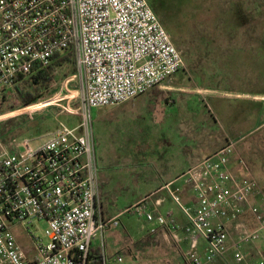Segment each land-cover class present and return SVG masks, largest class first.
<instances>
[{
  "label": "built area",
  "instance_id": "1",
  "mask_svg": "<svg viewBox=\"0 0 264 264\" xmlns=\"http://www.w3.org/2000/svg\"><path fill=\"white\" fill-rule=\"evenodd\" d=\"M66 54L73 55L76 73L58 96L69 95L47 103L66 100L58 105L62 113L81 124H60L37 148L25 140V152L17 141L0 138V264H90L93 242L119 227L121 215L138 217L150 233L163 229L185 241L190 264L226 257L233 233L237 252L264 238V198L255 202L264 196L255 179L233 172L234 142L179 178L196 205L184 204L174 183L165 186L188 220L183 229L173 212L160 211L164 198L153 205L144 200L110 220L103 216L92 110L133 101L184 68L182 52L148 0H0V98ZM247 214L253 228L243 220ZM40 222L46 223L42 237L32 232ZM22 225L30 252L14 234Z\"/></svg>",
  "mask_w": 264,
  "mask_h": 264
},
{
  "label": "rangeland",
  "instance_id": "2",
  "mask_svg": "<svg viewBox=\"0 0 264 264\" xmlns=\"http://www.w3.org/2000/svg\"><path fill=\"white\" fill-rule=\"evenodd\" d=\"M154 1L148 0L149 5L170 34L175 46L182 52L184 68L170 82L161 87L153 88L147 93H156L162 96L163 100L169 98L163 108L175 105L180 111L173 109L171 112L173 114L178 112L176 114L178 117H182L181 112L184 106L191 107L192 114H194V110L199 109V112L195 113L197 119L201 120L200 124L202 125V122L204 124L199 127V129L202 128L201 137L199 133L190 131L197 136L196 146L193 137L191 138L192 142L187 141L192 149H198V144H202V147L205 148L206 144L213 143L216 138L219 141H224L223 129H225L231 134L232 141L236 143L235 148L238 144L248 145L246 151L251 154L253 147L258 145L260 139L264 137V129L256 130L264 124V112L257 107L258 105L248 101V98L242 95H264V30L260 38L254 35L253 32L246 30L244 34H246L247 43L244 46L247 48L245 50H237V48L240 45L239 32L243 26H256L257 28L261 26L264 29V0ZM250 43L251 45H249ZM71 72L72 67L62 68L57 73V80L54 85V87L60 85L56 93L52 95L44 94L40 102L34 105L23 107L14 90L8 92L5 98H0V132L2 131L8 139L14 138L13 142L20 143L23 152L26 151L23 144L25 140L29 141L33 148H37L60 127V124H65L71 128L81 124L80 117L62 113V109L58 105H65L66 100L60 101L57 103L58 105L47 103L55 98L61 99L69 95L64 92L61 96H58L64 89L66 79L72 77ZM24 83L25 81L22 82V84ZM179 87H188L190 94L179 95ZM203 87L217 88L231 93V96L222 99L207 97L202 92H197L198 89ZM68 88L71 91H76V83L72 85L70 83ZM145 99H147V96H144L141 100L144 102ZM186 102H188V105L185 104ZM214 109L220 110L221 113L229 111L230 114L234 113L233 115L244 113L248 118L240 123L227 121L224 125H221L215 116L216 113L214 112L216 111ZM115 110L118 111L119 107L93 109L92 117L97 158L100 164L108 165L106 167L108 171L112 169L118 171L117 180L122 189L123 180L131 176L130 174L133 176L137 173L135 171L134 174L133 171L129 172L126 166L129 159L133 160V158L138 157L129 154V150L134 148L136 141H140L139 145L146 146L155 139L156 143L153 146L157 151L153 149V153L145 147L146 155H141L142 158L155 157L161 167L167 166L168 163L166 162L168 160L173 164L167 167L172 166V172L178 170L180 167L178 162L182 161L185 155L177 153L178 146H182L180 139L173 141L171 137L169 139L164 138V136H167V132L170 135V131L167 130L170 120H166V123L162 124V119L159 117L149 120V117H146L147 113H144V115L142 114V121L137 122L138 126L144 129L143 132L139 134L124 132L126 123L122 119L106 121L103 118L105 114ZM166 113L162 112L164 115ZM15 121L16 124L23 123L22 130H12L11 127L14 126ZM171 123L170 125H172ZM135 137H137L136 141ZM0 138L2 139L1 135ZM157 140L163 141V149L155 147L158 145ZM165 140H170L167 142L169 144L173 143L172 146L170 147ZM251 155L262 160L258 149ZM147 167L149 168V166ZM145 174L153 175L154 172L148 169ZM257 182L264 196V168L263 172H260ZM152 185L150 182L146 185L141 184L140 188L138 187L135 191L144 193ZM120 193L122 194V190ZM159 197L160 195L147 196L144 200L152 205ZM127 201V193L119 196L117 203L114 204L116 206L115 212L120 213L126 207L125 203ZM171 205L178 213L177 205L173 202ZM120 221L123 224L112 228L114 230L105 236L108 243L112 241L115 245H119L108 251L112 255L110 258L111 264H190L184 254L188 249V244L185 241H175L171 233L163 229L150 233L149 225L147 226L142 220L133 215H121ZM45 227L46 223L40 222L37 228L32 229V232L37 234L38 237H42ZM109 229L111 230V228ZM14 234L22 247L30 252L31 244L25 227L22 225L15 228ZM204 245V242H202L201 252ZM243 248L244 245L242 244L240 252L236 250L229 251L226 257L217 259L214 264H245L240 256V253L244 250ZM118 257H122L123 261L118 262ZM262 261H264V256H258L250 260L249 263L260 264Z\"/></svg>",
  "mask_w": 264,
  "mask_h": 264
},
{
  "label": "crops",
  "instance_id": "3",
  "mask_svg": "<svg viewBox=\"0 0 264 264\" xmlns=\"http://www.w3.org/2000/svg\"><path fill=\"white\" fill-rule=\"evenodd\" d=\"M246 30L253 32L254 35H257L260 38L261 35L263 34L262 31L264 29L261 28V26L260 28L259 27L257 28L256 26L255 27L243 26L239 32L240 45H239V48H237V50H245L247 48L246 46H244V44L246 45L247 43L246 42L247 39L245 38L246 34H244ZM249 45H251V43ZM234 50L236 49L234 48ZM179 88H180L178 90L179 95L184 96V95L190 94V92H188L189 90L188 87H179ZM197 92L198 93L202 92L207 97H212V98L214 97L216 99L229 98L231 96V93H227L226 91H222L217 88L215 89V88H204L203 87L201 89H198ZM148 93L140 96L139 98L133 101L127 102L124 105L117 106L119 107L118 111L115 110L112 112H108L107 114H105L103 118L106 119V121H116L120 118L122 119V121L126 123L125 124L126 126L124 127V132H133L137 134L143 132L144 130L141 127H139L137 123L138 121H142L141 118L143 117L142 114L144 115V113L145 114L147 113L146 117L147 118L149 117V120L150 119L154 120L156 117L157 118L159 117L160 119H162V124L166 123V120H170L172 123L169 122V124L167 125V130L170 131V135H168V132H167V136H164V138L169 139V137H171L173 141L175 139H180L182 146H178L177 153H179L180 155L184 154L185 157H183L182 161L178 162L180 166L178 170L175 172H172L173 171L171 169L172 166L167 167L168 165L173 164L171 163V161L167 160L166 163H168V165L165 167H161L159 165L158 159H155V157L142 158L141 155H146L145 154L146 148H148L150 152H153V149L157 151V149H155L153 146L154 143H156L155 139L154 141H152V143H149L145 146V145H139L140 141H136L137 137H135L136 142H135L134 148L129 150L130 152L129 154L136 155L138 157L133 158V160L129 159V162L128 161L126 162V166L129 172L133 171V174H134V171H135L137 173L133 176L132 174H130L131 176H129L126 180H123L124 181L123 189L121 188V184L117 180L118 171L114 169H112L111 171H108L106 169L108 165L100 164L98 160V166L100 170V184H101L103 216L106 220L113 219L121 215L122 213H124L129 208L144 201V199H146L147 196L160 195L159 198L165 199L164 203L159 208L160 211L163 213H167L169 211L173 212L174 218L176 219L178 226L180 227V229H183L188 224V220L178 206H177L179 209L178 213L176 212V209L172 207L171 203L173 202V200L164 190L165 186L168 184L174 183L175 188L180 190L179 194L182 197L183 203L186 205H196L195 196L190 192L187 186L183 185L182 182L179 181V178L191 166L197 164L200 160L208 157L216 150L224 147L226 144L233 142L232 141L233 139H231L232 138L231 134L228 131H225V129H223L225 142L223 140L219 141V139L217 140L216 138L215 139L216 141H214L213 143L210 142L209 144H206L205 148L202 147V144H198V149L197 148L192 149L191 146H189L187 141L190 140L192 142L193 140H191V138L193 137L195 146H196L197 136L196 134H192L190 131L199 133V136L201 137L202 128L199 129V127H201L204 124V122H202V125H201L200 124L201 120L197 119L198 117L196 113L199 112V109L194 110V114H192L190 110L191 107L184 106L181 112L182 117L179 116L180 117L179 118L178 116H176L178 112H176V114H173L171 112L173 109L180 111L177 107H175V105L174 106L169 105L167 106L168 108H165V109L163 108L164 105L167 104V100L169 98H165V100H163V97L156 93H150V94ZM238 95L241 96L240 94ZM144 96H147V99H145L143 102L141 99ZM242 96L248 98L247 100L250 102H253V104L258 105L257 107L264 112V95L246 94ZM172 102H175V101H172ZM185 104L188 105V102H186ZM214 110L216 111L214 112L216 113L215 116L217 117V120L221 125H224L227 121L240 123L248 118L244 113L243 114L236 113L235 115H233L234 113L230 114L229 111H227L226 113H221L220 110L218 109H214ZM162 112L164 113L167 112V113L164 115L162 114ZM170 123L172 125H170ZM263 129H264V124L256 128V130H263ZM186 132H188L189 134H187ZM157 141H158V145L155 147L163 149V146H164L163 141H160V140H157ZM167 141H170V140H165V142ZM172 144L170 143L169 146L171 147ZM247 147L248 145L238 144L237 148H235L234 156L232 157L231 167H232L233 172H235L236 174L248 175L257 181L258 178L260 177V172H263V168H264V161H263L264 137L260 139V142L258 143V145L253 147L251 151V154H253L254 151L258 149V153L259 155L262 156V160L248 153L246 151ZM153 153L152 155H154ZM147 166H149V168ZM148 169L154 172V174L146 175L145 171ZM148 182L153 184L149 190L144 191V193L141 191L139 193L135 191L138 187L140 188L141 184L146 185L148 184ZM121 190H122V194L127 193L128 201L125 203L126 207L122 209L121 212L119 211L120 213H118V212H115L116 206L114 204L117 203L118 197L122 195L120 193ZM159 198H157L156 200H158ZM263 198L264 197L258 195L255 197V202L260 203L262 202ZM243 220L246 221L248 224H250L252 228L254 227L253 218L251 217L250 214H247L246 216H244ZM121 224H123L122 221H121ZM113 230L114 229L112 228L111 230L107 229L98 236V238L93 242L91 246L90 256L93 255V257H95L94 255H101L103 262L105 259H107L109 261V264H111L110 258L112 255L108 253V251L112 247L119 246V245H115V243H113L112 241L108 243L107 240H105V236L109 235ZM235 242H236V237L234 236V233H233L232 237L229 239V242H228L230 251L235 250L233 249ZM243 249L244 250L240 254V256L244 260L245 264H251L249 263L250 260H253L254 258L258 256H264V238L255 244L244 245Z\"/></svg>",
  "mask_w": 264,
  "mask_h": 264
},
{
  "label": "trees",
  "instance_id": "4",
  "mask_svg": "<svg viewBox=\"0 0 264 264\" xmlns=\"http://www.w3.org/2000/svg\"><path fill=\"white\" fill-rule=\"evenodd\" d=\"M154 1V0H152ZM155 3V1H154ZM156 5V4H155ZM64 67H72V76L76 73L75 61L72 54L58 55L54 62L45 68H37L36 72L27 78L19 80L18 85L14 89L17 99L23 107H28L40 102L44 94H54L59 89V86L54 87L57 80V73ZM22 84V82H24ZM7 94L3 97L5 98ZM13 131L23 128V123L16 124L11 127ZM2 140L5 144H10L14 138L6 137L3 132H0ZM89 257L90 264H103L101 255H94Z\"/></svg>",
  "mask_w": 264,
  "mask_h": 264
}]
</instances>
